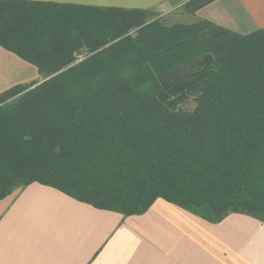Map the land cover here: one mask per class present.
<instances>
[{"label":"trees","instance_id":"1","mask_svg":"<svg viewBox=\"0 0 264 264\" xmlns=\"http://www.w3.org/2000/svg\"><path fill=\"white\" fill-rule=\"evenodd\" d=\"M0 47L41 77L0 93V200L39 183L124 217L161 198L264 223V29L0 0Z\"/></svg>","mask_w":264,"mask_h":264},{"label":"crops","instance_id":"2","mask_svg":"<svg viewBox=\"0 0 264 264\" xmlns=\"http://www.w3.org/2000/svg\"><path fill=\"white\" fill-rule=\"evenodd\" d=\"M23 1L152 10L182 23L170 14L178 0ZM188 17L183 24L203 19L246 35L264 29V0H214ZM39 79L0 47V93ZM0 264H264V223L239 213L210 223L161 198L124 217L32 183L0 200Z\"/></svg>","mask_w":264,"mask_h":264},{"label":"rangeland","instance_id":"3","mask_svg":"<svg viewBox=\"0 0 264 264\" xmlns=\"http://www.w3.org/2000/svg\"><path fill=\"white\" fill-rule=\"evenodd\" d=\"M178 1H181V4L177 5V7H175V8H172L170 14L177 15L176 18L173 17V19L175 18L174 20L185 23V22H187L186 20H188L189 17H188V13L185 11L183 5H184V3H186L189 0H178ZM156 17H160L165 25H171V23H172V22L168 21L166 16H159L158 14H156ZM40 80L41 79H39L37 81H40ZM27 83H29V82H27ZM27 83H24V84H27ZM180 107L183 108L184 110L189 111L194 107V102L193 101L184 102V103L180 104Z\"/></svg>","mask_w":264,"mask_h":264}]
</instances>
